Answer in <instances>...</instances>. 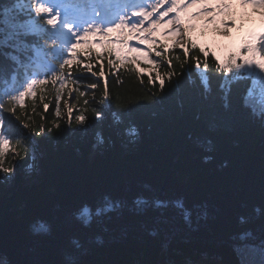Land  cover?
<instances>
[{"label": "trees", "instance_id": "obj_1", "mask_svg": "<svg viewBox=\"0 0 264 264\" xmlns=\"http://www.w3.org/2000/svg\"><path fill=\"white\" fill-rule=\"evenodd\" d=\"M7 3L0 0V39L13 32L7 33L17 16ZM190 52L187 58L180 50L167 54L171 69L167 63L140 75L119 69L107 75L105 87L98 81L96 89L81 87L86 95L70 99L77 107L70 123L62 109L52 117L50 86L24 109L10 106L4 117L15 150L0 157V173H14L10 187L0 176V258L9 264H162L179 257L173 246L187 232L226 264H238L234 243L253 248L243 252L249 264H264V119L239 103L254 88L252 77L234 79L211 54ZM79 114L83 125L75 120ZM133 127L134 137L126 131ZM34 157L41 174L25 182ZM105 196L121 206L88 225L77 219L85 205L94 212ZM138 198L146 203L137 206ZM156 200L167 207L156 208Z\"/></svg>", "mask_w": 264, "mask_h": 264}, {"label": "snow or ice", "instance_id": "obj_2", "mask_svg": "<svg viewBox=\"0 0 264 264\" xmlns=\"http://www.w3.org/2000/svg\"><path fill=\"white\" fill-rule=\"evenodd\" d=\"M164 3H168L170 6L167 10L159 13L157 18L153 19V14L158 12L159 7H161ZM238 4L239 6H253L258 8L264 13V0H215V4L213 5L210 0H191L189 3L188 0H156V3L152 5L151 11H145L143 9L139 11H132L131 16L125 18L124 16L120 17L118 23L115 24V27H106L105 29H101L100 27H88L83 28L82 25L77 24L76 30H73L74 21L65 20L61 25V35L65 37L64 44L67 48V53L70 58L63 59V63L61 64V69L63 70L65 66H70L73 64L74 60L80 55L77 49L80 47V41L84 40L88 41L89 35H98L103 33L102 39L100 41L101 47H107L105 41H107V36L110 33L116 32L117 30L121 31V35L123 38H117L115 41H107V43H116L120 45V48L115 50L108 48V55L111 57L113 52L115 54V59H108L107 65L109 71L115 70L119 71L118 65L122 64H133L138 65L140 63V57H151L153 54L156 58H160L159 61L154 59H149V63L154 65L155 68H159L160 63H167L169 69H171V59L167 57V53L170 48H179L182 49L183 55L187 58L191 49H199V52L203 54L205 58H207L210 54V50L204 47H200L191 37V32L194 30L195 25L192 23L193 20L198 18H204L206 24H212L215 22V17L217 15L229 14L233 7V4ZM197 8L198 11L192 13L191 9ZM7 11V10H6ZM37 13L48 11L43 7L36 9ZM169 13H175L173 18L167 20L166 23H161L164 21L165 17L169 16ZM59 15V13H57ZM132 17H136L137 19L132 20ZM211 17V19H209ZM94 25H99L104 23L103 19L95 20L91 22ZM131 23V27H128V24ZM147 23V27L145 24ZM48 25H52L53 28L56 27V21L54 19L47 20ZM24 22H20L18 25H14L13 27L23 28ZM67 28V32L63 31V28ZM235 27V22L231 25L226 26V31L230 32L231 28ZM167 29L166 32L163 33L166 37H179L180 39H174L171 44L165 42H158L155 38L157 36V32L159 29ZM126 29V33L124 30ZM83 35H80V33ZM20 32H14L5 36L3 39H0V55L5 57V59H10L14 63H19V56L16 55L18 51L19 44H25L26 41L19 40ZM13 39H16V43H12ZM135 39L139 45H147V50H143L141 47H133L129 45V41ZM53 45H56V41H52ZM241 47L243 49L244 55L240 53H233L229 55L227 59V63L223 64V70L225 73L233 71V69L240 71L243 70L249 76H257L256 69H259L260 72H264V31L252 32L250 33L241 43ZM4 49H9L8 51H4ZM89 55H91V49H88ZM136 53V56H131L130 54ZM98 56L100 54H97ZM179 58V57H177ZM241 59L242 62L238 63L237 59ZM219 60V57H216ZM206 66V60H205ZM196 67H200L199 59H197ZM6 66L0 64V73L5 72ZM151 72V70H149ZM84 72L90 73L93 77H103L104 76V66L101 63V67L99 72L93 71V67L91 63H86L83 65L81 69V73ZM169 76L172 75L171 71L168 73ZM71 78V74L69 73L68 77ZM58 79V77H55ZM156 79L159 80L160 89L163 91L164 88V77L157 72ZM259 80V90L256 91L254 88H249L245 95L239 98V103L241 107L247 109L250 114L256 116L257 118L264 119V76H258ZM77 83H85L83 80H77ZM40 84H44L45 81L42 79L39 81ZM37 84V80L33 79L30 84L27 86V92L21 91L18 97L19 102L23 104L24 96L26 94L33 95V85ZM87 87L90 89H96L98 87V83L96 81L87 82ZM224 88V85H221ZM64 85L61 84V91L63 90ZM208 88L205 86V91ZM231 89H225V99L227 101V97L230 93ZM85 92H79L77 99L79 97L85 96ZM107 95V92H105ZM60 92L57 93L56 96V106H55V116H60ZM67 105V102H65ZM89 101L87 99L84 100V104H88ZM227 106V102H226ZM49 108V104H44V110L47 112ZM73 106H67V116L69 123L73 119ZM97 119L100 118V113H97ZM75 120L78 124L83 125L86 122V117L83 114H79L75 116ZM3 124V121H0V125ZM59 127V125H56ZM51 132V129H48ZM127 134L130 136L137 135V131L135 127L131 130H126ZM11 137H8L7 133L4 131H0V157L5 155L8 144ZM100 143H103L102 137L100 138ZM4 172H8V169H3ZM135 203L137 206L145 204L146 201L138 198ZM178 207H183L182 201L174 202ZM156 208H164L167 207V202L162 200H156L154 202ZM121 206L120 201H113L108 196L103 198V202L95 208V211L85 205L84 208L76 214L77 219L83 218V223L88 225L92 222L93 217H101L107 215L108 213L118 209ZM190 213L187 211L184 214V219L187 221L189 219ZM76 243V241H73Z\"/></svg>", "mask_w": 264, "mask_h": 264}, {"label": "rangeland", "instance_id": "obj_3", "mask_svg": "<svg viewBox=\"0 0 264 264\" xmlns=\"http://www.w3.org/2000/svg\"><path fill=\"white\" fill-rule=\"evenodd\" d=\"M53 9H54V7H53ZM57 16H59V15H57ZM214 23L209 24V26H211V29H213L216 32H219L220 34H223L225 32V30H226V26H228V25H225V24H214ZM175 39H180V38L176 37ZM132 137H134V136H132ZM91 152H92V150H91ZM13 173H14L13 169H11V172L9 174L5 172L3 177L1 176V173H0L2 182H4V184H6L8 187H10L12 185ZM40 174H41V169L39 167L38 161H36V159L34 157L33 160H32L31 165L24 172L25 182H29V183L35 182L36 177L39 176ZM186 223L189 224L190 222L189 223L186 222ZM188 227H191V225H187L186 228H184L182 231L184 232ZM188 238L192 239V237H188ZM190 248H192V246L191 247H187L186 251H190ZM247 248L249 250H253V248L251 246H248ZM241 251H246V250L244 249V250H241ZM7 264H9V263H7ZM172 264H176V263L173 262ZM247 264H249V263H247Z\"/></svg>", "mask_w": 264, "mask_h": 264}, {"label": "bare ground", "instance_id": "obj_4", "mask_svg": "<svg viewBox=\"0 0 264 264\" xmlns=\"http://www.w3.org/2000/svg\"><path fill=\"white\" fill-rule=\"evenodd\" d=\"M30 105L33 106V104H28V106H30ZM52 117H54V119H57V118H59L60 116H59V117H56V116H55V111H53ZM11 146H14L13 143H11ZM2 160H5V159H2Z\"/></svg>", "mask_w": 264, "mask_h": 264}, {"label": "water", "instance_id": "obj_5", "mask_svg": "<svg viewBox=\"0 0 264 264\" xmlns=\"http://www.w3.org/2000/svg\"><path fill=\"white\" fill-rule=\"evenodd\" d=\"M0 264H7V263L4 261V258H3V257L0 258Z\"/></svg>", "mask_w": 264, "mask_h": 264}]
</instances>
